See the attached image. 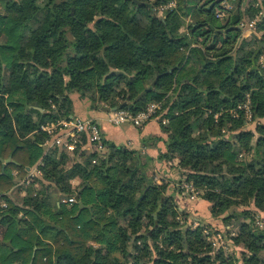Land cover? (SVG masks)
<instances>
[{"label":"trees","instance_id":"obj_1","mask_svg":"<svg viewBox=\"0 0 264 264\" xmlns=\"http://www.w3.org/2000/svg\"><path fill=\"white\" fill-rule=\"evenodd\" d=\"M215 1L0 0V159H11L3 173L0 162V264H264L255 223L264 213V48L256 54L238 28L258 0L244 10V0ZM210 26L233 29L213 36ZM256 32L264 44L263 23ZM75 94L92 110L161 105L167 139L156 160H176L174 190L191 184L209 216L233 227L227 256L203 235L217 231L209 224H179L187 210L168 181L157 183L150 157L110 143L100 153L44 150L41 127L71 117ZM76 196L82 210L61 203Z\"/></svg>","mask_w":264,"mask_h":264},{"label":"built area","instance_id":"obj_2","mask_svg":"<svg viewBox=\"0 0 264 264\" xmlns=\"http://www.w3.org/2000/svg\"><path fill=\"white\" fill-rule=\"evenodd\" d=\"M264 0H258L255 4V14L252 18H246L239 24V28L242 32L247 33L248 35L257 34L256 27L259 23L264 24ZM172 5L166 7H160L159 10L163 11L166 8H170ZM230 10L229 4L224 5V11L228 12ZM217 18L223 17V14H217ZM259 63H263V58L259 59ZM245 119L251 121V107L249 105V100L247 99L244 105ZM161 112V105L157 103H152L144 106L137 113H132L127 109H116L114 111L108 112L106 116V122L114 127H120L123 125H131L135 128H142L144 125L148 124L151 121L158 120L161 125L167 123L166 119H159L157 115ZM41 131L47 134L48 138L43 144L45 151L49 149H57L60 151H66L69 153H77L79 149H89L91 152H103L106 150V142L103 137L102 129L100 122L93 118H58L53 123L47 124L41 127ZM40 172L35 169L33 172H30L28 177L25 179V183H29L30 179L34 175H38ZM181 193L191 202L199 200L200 193L197 192L191 184L182 183L181 184ZM76 202L74 197L69 199H62L61 203L72 204ZM7 202L4 197L0 195V214L7 209ZM255 223L258 227H264V216H256ZM197 226V223H194V227ZM235 235L234 230L231 231L229 235L225 234L224 231L214 233L211 235V244L215 246L219 243H224L229 245L231 238ZM209 233L206 235L209 240Z\"/></svg>","mask_w":264,"mask_h":264},{"label":"crops","instance_id":"obj_3","mask_svg":"<svg viewBox=\"0 0 264 264\" xmlns=\"http://www.w3.org/2000/svg\"><path fill=\"white\" fill-rule=\"evenodd\" d=\"M246 3H247V0H244L242 3L243 10L246 6ZM226 4H228L227 1L224 2V5ZM171 5L172 7H174V3H171ZM241 33H242L243 38L247 40L252 35V34L248 35L247 33L242 32V31ZM255 36L260 38L259 33L255 34ZM72 102H73V114L71 117L81 118V119L93 118V119L98 120L100 122L103 137L106 143H110L115 146H124L126 148H132L136 151H139L142 156L150 157L153 160L152 161L153 169L155 173L157 174V176L159 177V179H163L169 182L168 195L172 194L174 196L175 202L179 206L180 210L188 209V212L192 214L194 213L195 215V212H191V209L195 208L196 212L199 210L201 214H203V216L208 217V219L205 220L204 223L209 224L212 228L216 230H220V231L222 230L224 231L228 228V226L227 227L224 226V224L222 223L220 219H212L209 216L208 203L200 199L197 200L198 201L197 204L195 202L193 203L190 200H188L186 197H184L182 193H180L181 196L184 197L182 198L179 195V192H177V190H174V188L176 187L175 182L180 180V176L178 175L177 170H176L177 161L173 160L170 164L169 162L167 163L164 161L159 162L156 160L158 153L165 151V142L160 141L158 142L157 145L156 143L155 144L152 143L150 146L154 148H148V146H144L140 143L141 139L145 138L146 136L147 137L149 136L150 137L152 136L160 137L162 139H165L166 141L167 138L164 134H162L160 130L161 124L159 123L158 120L151 121L148 124L144 125L142 128H135V127H132L131 125H123L120 127H114V126L109 125L106 122L107 112L104 110L105 108H97V109L92 110L89 108V105L87 104V102L81 100L77 94L72 96ZM35 169L36 167L26 170L27 176L24 178V181L28 177L29 173L33 172ZM16 175H17V172L13 173L14 177H16ZM156 181L157 183H160L159 180L156 179ZM78 183H79L78 180L72 181L73 186H76ZM181 205H185L187 209L184 207L183 208L180 207ZM261 215L264 216V213H262ZM197 220L199 221L200 219H197Z\"/></svg>","mask_w":264,"mask_h":264},{"label":"rangeland","instance_id":"obj_4","mask_svg":"<svg viewBox=\"0 0 264 264\" xmlns=\"http://www.w3.org/2000/svg\"><path fill=\"white\" fill-rule=\"evenodd\" d=\"M103 107L104 106H102L101 108H103ZM249 129L250 130L253 129V126H250ZM151 138H154V136H152ZM160 141L165 142V139L160 138L159 142ZM142 142H145L147 144L145 146H148V148H154V147H151L150 146L152 144V141L150 140V136L149 137L146 136L145 138H142L140 143L142 144ZM157 144H158V142L156 143V145ZM156 145H154V146H156ZM128 149H132V148H128ZM85 151H86L85 154H88V151L90 152L89 149H86ZM156 179L157 180H160L158 176L156 177ZM180 193H181V191L179 192V195L181 196ZM167 194H168V190H167ZM8 196L11 199H13V201H15L16 203L20 202L21 194L16 189H14L11 193H9ZM181 197L184 198L183 196H181ZM197 202H195V203L197 204ZM180 207H182V208L184 207V208L187 209V207H185V205H181ZM193 209H191V212H195V215H194V213L192 214V213L188 212V209H187V212H188L187 215H186V213H184L185 215L184 214L179 215V217L177 218V221L179 222V224L183 228H185V227H191L192 229H195L198 226V220L197 219H200L201 221H205V220L208 219V217L203 216V214H201V212L199 210L196 212L195 208H193ZM154 217H155V222H156V215L155 214H154ZM194 223H197V226L194 227ZM231 231H233V227L232 226H229L226 230H224L225 234H227V235H229L231 233ZM218 232H221V231L220 230H217L216 233H218ZM208 233L210 235L209 236V240L207 238L206 239H207L208 243H210L211 242V239H212V237H211L212 234H210V232H208L207 230H204L203 231V235L204 236L208 235ZM230 244H231V242L229 243V245L225 244V246H224V243L223 244L222 243H219V244H217L215 246H212V244L210 243V246H211V248L213 249L214 252H216L218 249H221L223 252L226 253V254H224V256H227L228 253L230 252V251H228V250H230ZM235 256L239 258V256H240L239 249H235Z\"/></svg>","mask_w":264,"mask_h":264},{"label":"water","instance_id":"obj_5","mask_svg":"<svg viewBox=\"0 0 264 264\" xmlns=\"http://www.w3.org/2000/svg\"><path fill=\"white\" fill-rule=\"evenodd\" d=\"M224 0H216L215 1V3L216 4H219V3H222ZM213 5L214 4H211L210 5V7H213ZM210 29L213 31V36H215V35H217V34H219V35H226L230 30H232L233 28H230V29H228V30H215V29H213L211 26H210ZM254 39H255V41L257 42V45H258V47H257V50H256V54L260 51V49L261 48H264V44L262 43V42H260V40H259V38L258 37H256L254 34H252L251 35ZM255 54V55H256ZM254 58L255 57H253L252 58V63H254ZM254 68V67H253ZM157 79H158V77L153 81V83L151 84V86L145 91V93H147V92H149L151 89H152V87L155 85V83L157 82ZM143 97V95H139L137 98H136V100L135 101H139L141 98ZM125 106V104H123V105H121V107L120 108H123ZM107 113L108 112H111V111H114L115 109H108V108H105L104 109ZM0 162L2 163V173H3V170H4V166L6 165V164H8V163H10L11 162V159H7V160H1L0 159ZM164 198V196H162V199ZM142 199V197L140 198V200ZM75 200H76V202L78 203V206H79V210H82L83 208H84V206H82V204L80 203V201H79V198L76 196L75 197ZM160 208H161V203L158 205V209H157V211H156V213H155V215L159 212V210H160ZM157 226V223L155 222V227ZM3 245H6V244H8L9 245V243H2ZM31 264V263H30Z\"/></svg>","mask_w":264,"mask_h":264}]
</instances>
